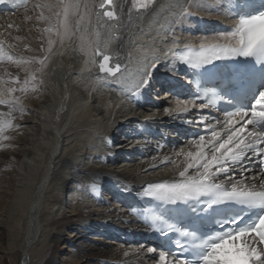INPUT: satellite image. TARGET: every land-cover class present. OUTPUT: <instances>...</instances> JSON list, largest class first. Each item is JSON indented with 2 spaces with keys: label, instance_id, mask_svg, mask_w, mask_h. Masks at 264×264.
Listing matches in <instances>:
<instances>
[{
  "label": "bare ground",
  "instance_id": "obj_1",
  "mask_svg": "<svg viewBox=\"0 0 264 264\" xmlns=\"http://www.w3.org/2000/svg\"><path fill=\"white\" fill-rule=\"evenodd\" d=\"M225 1L154 0L151 10L129 19L131 0H114L117 11L121 6L124 11L111 32L94 15L91 23L86 17L88 38L94 40L92 30H99L101 47L111 41L106 49L114 57L110 64L121 63L120 72L103 80L96 79L92 52L81 51L78 36L65 38L62 46L55 30L43 32L48 25L36 19L35 5L44 0H24L0 13L6 53L37 58L26 65L0 61V92L13 77L22 83L34 73L38 79L35 91L13 94L25 112L13 113L15 127L5 133L10 139L0 140V264H159V256L148 261L145 243H126L125 232L144 231L127 206L142 184L178 178L174 166L163 161L179 163L183 157L175 153L187 150L190 141L173 136L172 124L196 126L202 120L195 119L198 107L191 104L187 113L166 112L177 107V100L167 92L157 97V82L174 71L169 64L174 47L218 39V34L201 35L197 27L227 19L219 6ZM146 71L152 73L148 90L153 99L144 100L133 93ZM151 126L155 131L144 134ZM156 131L170 135L167 144L163 135H152ZM112 188L117 200L107 193ZM88 195L95 198L94 206ZM112 235L121 242L102 240Z\"/></svg>",
  "mask_w": 264,
  "mask_h": 264
},
{
  "label": "snow or ice",
  "instance_id": "obj_2",
  "mask_svg": "<svg viewBox=\"0 0 264 264\" xmlns=\"http://www.w3.org/2000/svg\"><path fill=\"white\" fill-rule=\"evenodd\" d=\"M6 3L17 6L18 0H0V4ZM153 6L154 0H131L128 17L131 19L134 12L149 11ZM35 8L40 10L36 19L48 25L43 32L55 30L62 46L65 38L78 36L81 51L92 52V63L98 64L100 72L97 80L120 72V61L111 66L114 57L106 52L111 41L105 40L101 47V33L95 28V39H89L88 24L84 21L87 17L91 23L94 15L97 24L111 32L112 26L123 19L122 6L118 12L114 0H100L98 5L95 0H44ZM235 8L239 11L234 12L238 17L234 27L221 32L216 41L205 38L198 47L186 45L178 57L179 62L202 77L221 71L214 62L235 64L225 67L229 74L226 82L218 83L210 96L207 91L203 98L198 94L193 98L178 96L177 107L165 109L171 114L187 113L189 104L200 109L217 107L218 102L227 106L220 109L223 121L217 120L215 125L201 121L208 135L193 137L187 150L182 147L176 152L177 158L183 157L179 163L170 158L163 161L174 166L178 178L149 182L143 188V196L161 206H172L171 210L150 214L155 229L165 237L172 236V246L160 251L159 264H264V0L259 7L251 0L243 5L233 3L228 11ZM52 43L49 39V48ZM4 60L26 65L37 58H14L0 41V61ZM151 76L150 71L143 73L133 95H140L150 85ZM35 79L34 73L22 83L13 77L6 92H0V106L7 108V112L0 111V140L10 139L5 133L15 127L13 113L23 116L25 112L20 97L13 94L28 92ZM31 90H36L34 84ZM155 250L148 248L149 252Z\"/></svg>",
  "mask_w": 264,
  "mask_h": 264
},
{
  "label": "rangeland",
  "instance_id": "obj_3",
  "mask_svg": "<svg viewBox=\"0 0 264 264\" xmlns=\"http://www.w3.org/2000/svg\"><path fill=\"white\" fill-rule=\"evenodd\" d=\"M31 63H33V62H31ZM35 76H36V74H35ZM37 83H38V79H37V76H36V79L34 80V81H31V84L29 85V88L31 89V85L32 84H34L35 85V87L37 86ZM87 198V201L90 203V205L91 206H94V199L92 198V196H87L86 197ZM99 232V231H98ZM97 238H98V236H97ZM102 240H105L106 242H111V241H115L116 243L118 242V241H116L114 238H106L105 237V239H102ZM141 245V243H138V244H136V245H134V246H136V247H139ZM62 247V244H60V248ZM147 250H148V248L149 247H145ZM150 258H149V256H148V261L149 262H153V261H155V260H157V257L159 256V255H157V254H154L153 252H150Z\"/></svg>",
  "mask_w": 264,
  "mask_h": 264
}]
</instances>
